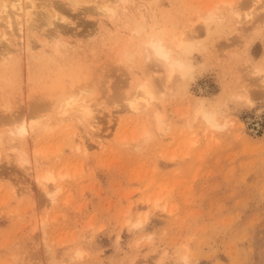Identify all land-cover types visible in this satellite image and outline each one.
<instances>
[{
	"label": "rangeland",
	"instance_id": "rangeland-1",
	"mask_svg": "<svg viewBox=\"0 0 264 264\" xmlns=\"http://www.w3.org/2000/svg\"><path fill=\"white\" fill-rule=\"evenodd\" d=\"M33 1L54 24L29 39L17 20L0 43V264H264V1L233 0L253 13L242 23L221 0ZM152 33L192 44L170 90L142 47ZM143 81L156 98L135 110ZM69 91L90 100L103 145L43 109Z\"/></svg>",
	"mask_w": 264,
	"mask_h": 264
},
{
	"label": "bare ground",
	"instance_id": "bare-ground-1",
	"mask_svg": "<svg viewBox=\"0 0 264 264\" xmlns=\"http://www.w3.org/2000/svg\"><path fill=\"white\" fill-rule=\"evenodd\" d=\"M70 1L72 4H78V0ZM263 1L264 0H256L255 3H262ZM221 3L230 6L231 11L237 15V18H239L238 20L240 23H242L243 18L244 20H247V18H250L253 15L252 12H248L243 17L239 12H234L233 0H221ZM35 6L36 4L33 0H0V43L2 39L9 40L8 36L15 31V23L17 20L19 25L17 28L23 32L25 31V33L28 30L29 39L33 36L34 31L41 29L44 25H52V16H49L42 11L37 12L34 9L36 8ZM97 7L104 12H110L112 15L116 13L115 8H113L109 2L98 3ZM216 8L218 7L214 6L207 11L208 17L202 16L205 23H208L209 19L215 13ZM54 13V16H56V10H54ZM57 18L66 20L64 14ZM54 22L55 21H53V24ZM61 27L56 24L54 28L48 31V33L53 34L50 35L52 36L51 38H55V41L59 43H61V31L65 30H62ZM132 32L141 34L142 31L140 29H133ZM190 42L189 38L187 39L185 36H178L169 42L164 35H157L154 33L150 34L148 39H144L142 47L146 57L153 59V61H159L160 68L165 73L164 81H162L164 88L170 90L176 77L191 74L193 63L184 57L185 53H189L192 50V44ZM155 98L156 95L153 89L148 82L143 81L138 84L137 89L129 98L128 104L132 109L138 110L141 100L145 101L146 107H149ZM89 101L90 100H87L85 97L80 96V91H69L50 93L46 98L42 99L41 105L43 109L49 110L52 108L51 110L54 111L53 113H55L56 116L53 118H56L55 120L57 123H66L65 127H69L71 124L78 125L84 133L83 136L85 138L93 137L97 145L100 146L103 145L106 136L105 133H103V130L98 128V122L95 120V110L92 108ZM197 113H201L211 124L218 125L215 113L207 110L203 105L199 107ZM162 117L163 116L159 111L155 112L158 130L163 129ZM34 128V121H32V119L28 120L27 123L21 120L16 133L18 136L29 138L30 132L33 131ZM20 159H22L20 160L21 164L28 162V160H23L24 158L22 157ZM58 176L63 175L61 172L56 174L53 170L46 171V173L39 176L44 186H46L45 188L47 192L52 193L53 190L58 188L55 185ZM51 197L54 199L53 193ZM146 219H148V215L144 219H140L135 225H142ZM78 256H81L80 252H78ZM186 259L187 256L185 255L181 260H172L167 264H186Z\"/></svg>",
	"mask_w": 264,
	"mask_h": 264
}]
</instances>
